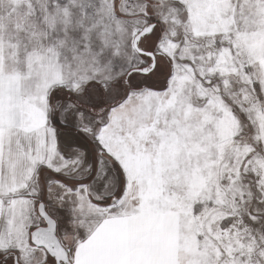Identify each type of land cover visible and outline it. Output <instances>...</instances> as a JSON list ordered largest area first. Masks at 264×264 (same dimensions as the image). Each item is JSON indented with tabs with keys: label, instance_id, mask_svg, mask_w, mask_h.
Listing matches in <instances>:
<instances>
[{
	"label": "snow or ice",
	"instance_id": "snow-or-ice-1",
	"mask_svg": "<svg viewBox=\"0 0 264 264\" xmlns=\"http://www.w3.org/2000/svg\"><path fill=\"white\" fill-rule=\"evenodd\" d=\"M0 264H264V0H0Z\"/></svg>",
	"mask_w": 264,
	"mask_h": 264
}]
</instances>
